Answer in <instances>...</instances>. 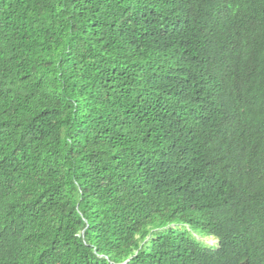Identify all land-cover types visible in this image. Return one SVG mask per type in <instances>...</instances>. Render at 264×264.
Segmentation results:
<instances>
[{
  "label": "trees",
  "instance_id": "1",
  "mask_svg": "<svg viewBox=\"0 0 264 264\" xmlns=\"http://www.w3.org/2000/svg\"><path fill=\"white\" fill-rule=\"evenodd\" d=\"M0 264H264V0H0Z\"/></svg>",
  "mask_w": 264,
  "mask_h": 264
},
{
  "label": "rangeland",
  "instance_id": "2",
  "mask_svg": "<svg viewBox=\"0 0 264 264\" xmlns=\"http://www.w3.org/2000/svg\"><path fill=\"white\" fill-rule=\"evenodd\" d=\"M206 241H207L208 243H211V244L215 242V240L212 239V238H208V239H206Z\"/></svg>",
  "mask_w": 264,
  "mask_h": 264
}]
</instances>
